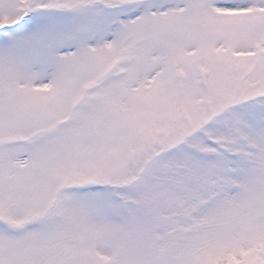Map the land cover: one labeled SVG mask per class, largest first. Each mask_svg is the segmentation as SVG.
Wrapping results in <instances>:
<instances>
[{
  "label": "snow or ice",
  "instance_id": "6c2138e0",
  "mask_svg": "<svg viewBox=\"0 0 264 264\" xmlns=\"http://www.w3.org/2000/svg\"><path fill=\"white\" fill-rule=\"evenodd\" d=\"M0 264H264V0H0Z\"/></svg>",
  "mask_w": 264,
  "mask_h": 264
}]
</instances>
